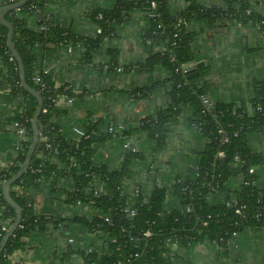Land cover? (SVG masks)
Here are the masks:
<instances>
[{"label":"trees","instance_id":"16d2710c","mask_svg":"<svg viewBox=\"0 0 264 264\" xmlns=\"http://www.w3.org/2000/svg\"><path fill=\"white\" fill-rule=\"evenodd\" d=\"M18 1L2 0L0 7ZM50 1L28 0L21 7L5 13V19L13 26L11 40L22 59L25 80L41 95L42 109L37 118L39 140L30 164L10 186V195L19 205L22 216L0 253V264H10L11 255L25 249L26 238L45 222L37 215L33 189L40 180L58 176H68L74 182L73 190H69L64 199L67 204L90 203L99 211L90 219L79 216L71 219L107 241L104 253L79 250L70 245L68 252H77L84 264H175L182 251L191 249L195 243H216L227 252V242L237 232L248 227L264 229V176L260 172L264 155L249 142L251 134L264 130V78L253 80V95L248 100L211 101L206 79L210 66L203 62L193 63L195 32L187 29L191 19H206L212 23L224 19L258 27L264 32V0H185L187 6L179 12H171L168 0H155L153 17L149 16L151 0H117L113 8L97 7L90 12L89 17L96 28L91 37L47 17L44 9ZM208 1L212 2L209 4ZM131 9L146 14L149 23L144 37L159 47L140 64V68L149 71L162 66L167 77L149 87L132 89L129 94L142 99L152 89L164 86L169 95L167 105L154 112L134 115L130 122L135 123V127L125 126L117 131L116 124L111 121L113 131L107 132L102 127L104 120L100 119L83 125L77 139L65 138L56 120L66 115L68 105L54 104L51 100L67 94L78 97L80 93L74 92L70 85L65 88L68 84L56 85L52 74L44 73L43 56L38 55L37 50L60 45L71 49L77 47L79 61L91 64L93 53L106 38L115 35V27L128 17ZM31 19H34L32 25ZM7 31L0 24V65L5 83L17 100L8 121L11 125L22 124L25 137L18 141L15 161L0 166V241L5 233L2 226L8 228L16 216L4 200L2 183L18 171L25 159L32 140L31 121L38 104L20 84L19 67L7 45ZM10 54L12 60H9ZM110 55L107 69L113 70L118 65L115 52L110 50ZM182 66H185V72H182ZM37 75L45 82V87L33 79ZM204 96L209 98L210 105L203 103ZM185 109L191 112L186 122L204 140L195 164L186 175L176 176L170 191L162 185H154L148 196L143 197L138 191L134 201L130 202L123 185L133 173L135 163L146 159L144 153L125 149L122 167L110 170L94 162L96 145L114 137L124 143L130 140L129 135L140 129L156 149L161 148L172 131V123L183 117ZM224 134L227 141H223ZM219 151L222 156L218 155ZM54 156L58 162H52ZM235 156L238 159L235 160ZM250 168H254V172H250ZM150 173L149 178L153 179L154 171ZM97 182H103L107 191L95 193ZM169 194L175 200L172 208L165 205ZM239 206L242 207L241 214L235 212ZM129 209L134 210V215L129 214ZM105 217H108L107 221ZM147 229L150 235L144 234Z\"/></svg>","mask_w":264,"mask_h":264},{"label":"crops","instance_id":"0c3cea01","mask_svg":"<svg viewBox=\"0 0 264 264\" xmlns=\"http://www.w3.org/2000/svg\"><path fill=\"white\" fill-rule=\"evenodd\" d=\"M2 1V0H0ZM117 0H52L44 9L47 17L59 25L81 35L93 36L95 24L90 12L97 7L110 9ZM171 12L186 8L185 0H168ZM207 3L206 1H203ZM212 1H208L210 4ZM29 23L34 24V19ZM148 17L142 11L131 9L128 17L115 27V35L106 38L102 46L93 53L91 64H82L77 47L50 46L37 50L43 56L41 64L49 68L58 84L70 85L78 97L68 104L66 115L59 116L56 123L65 138H76V129L82 132L83 125L104 120L102 127L108 132V121L117 127H135L130 119L141 112H154L167 105L169 95L164 86L152 89L145 97L134 98L129 91L149 87L167 77L162 66L146 71L140 64L158 51L159 47L144 37ZM188 31L195 32L192 43L194 62L210 66L207 75L208 96L211 101L237 102L248 100L253 95V80L264 78V32L258 27L238 24L236 21L191 19ZM110 50L115 52L117 68L107 69L111 62ZM0 65V166H8L17 157L18 137L8 119L17 102L4 80ZM191 112L185 109L183 117L172 123V131L163 147L156 145L140 129L129 135V143L142 151L146 159L136 162L133 173L125 180L124 192L130 202L136 190L143 197L151 193L154 185H162L170 191L178 175H186L195 164L196 155L203 148L204 140L196 129L186 122ZM108 117V121L105 118ZM127 139V137H126ZM251 146L264 155V130L249 136ZM123 142L119 137L107 138L96 145L94 162L110 170L123 165ZM52 162H58L54 156ZM62 166V164H59ZM154 171L153 180L149 178ZM149 174H148V173ZM260 172L264 176V165ZM74 182L68 176L42 179L33 189L36 195V212L44 219L26 238V248L10 257V264H84L77 252H68L69 246L87 251L104 253L107 241L83 225L72 222L74 217L90 219L99 211L90 203L67 204L65 196L73 190ZM97 193L107 191L103 182L95 185ZM175 200L167 196L165 205L172 208ZM54 219L53 220H51ZM2 215L0 212V222ZM56 221V222H55ZM70 238L73 240L71 241ZM70 240V241H69ZM227 252L216 243L198 242L191 249L182 251L175 264H264V229L248 227L237 232L227 242ZM175 250V247H173Z\"/></svg>","mask_w":264,"mask_h":264},{"label":"water","instance_id":"95a60500","mask_svg":"<svg viewBox=\"0 0 264 264\" xmlns=\"http://www.w3.org/2000/svg\"><path fill=\"white\" fill-rule=\"evenodd\" d=\"M28 0H20L14 4H10V5H3L0 7V24L4 25L7 28V45L9 47V50L11 52V54L15 57L18 67H19V75H20V84L23 87L24 90H26L28 93H30L31 95H33L36 99H37V107L34 111L33 117H32V121H31V127H32V140L31 143L28 147L27 153L25 155V159L23 162H21V165L18 169V171L16 173H14L9 179L5 180L2 183V192H3V196H4V200L6 201V203L11 206L14 211H15V219L12 222V224L7 228V230L5 231L1 241H0V253L2 252L7 240L10 238L9 236L12 235V233L14 232V230L16 229V227L18 226V224L21 221V216H22V212L21 209L19 207V205L12 199L11 195H10V186L11 184L17 179L19 178L28 168L29 164H30V160L32 157V154L35 150L36 144L39 140V130H38V126H37V118L38 115L42 109V97L39 94V92L37 90H35L34 88H32L25 80V73H24V67L22 64V59L20 57V55L18 54L17 50L15 49V46L12 42V36H13V26L11 25V23L9 21H7L5 19V13L8 10L11 9H15V8H19L22 5H24ZM106 121H108V117L105 118ZM111 121H108V125L111 126ZM123 127H125V125H122V122L119 124V126L117 127L119 130H121ZM79 129V127H78Z\"/></svg>","mask_w":264,"mask_h":264},{"label":"built area","instance_id":"2783aa9c","mask_svg":"<svg viewBox=\"0 0 264 264\" xmlns=\"http://www.w3.org/2000/svg\"><path fill=\"white\" fill-rule=\"evenodd\" d=\"M149 7H150V9H151V11H149V16H152V17L155 16V12H154V11H155V8H156V1H155V0H151V1H150V5H149ZM97 32H99V29H97ZM175 36H176V33H175ZM68 49L70 50L71 48L68 47ZM12 59H13V56L10 54V55H9V60H12ZM181 69H182V72H185V66H182ZM117 70L120 71V68H117ZM176 70H178V68H176ZM49 72H50V71H49V68H45V69H44V73L47 74V73H49ZM33 79H34L36 82H41V79H40V77H39L38 75L35 76ZM56 85H59V84L56 82ZM41 86H42V88L45 87V86H46V85H45V82H41ZM68 87H70V86H69V85H65V88H68ZM74 99H75V97H73V96H68V94H67V95H62V96L53 97L51 101H52V103H54V104H61V103H64V104L68 105V104H70ZM202 101H203V103H205V104H207V105H210V104H211V101L209 100V98H208L207 96L202 97ZM43 110L45 111L46 109H43ZM12 126H13V128H14V130H15V133H16L18 139H19V140L24 139L23 137H25V129H24V127L22 126V124H20V123H18V122H15V123L12 124ZM107 130H108V132H112V131H113V127L111 126V127H109ZM76 131H77V133H79V134L82 133L79 129H76ZM219 132H223V131H222L221 129H219ZM227 139H228L227 135L224 134L223 141H227ZM123 148H124V149H128V150H130V151H137V148H136L135 146L129 144V143H124V144H123ZM218 155H219V156H222V155H223L222 151H219V152H218ZM234 158H235V160L238 159L237 156H235ZM249 171H250V172H254V168H250ZM96 192H97V191H95V193H96ZM135 192H136V194H137V193H138V190H136ZM241 208H242V207L239 206L238 208L235 209V212H236L237 214H241ZM134 213H135L134 210L129 209V214H130V215H134ZM105 220L107 221V220H108V217H105ZM1 230H2V231H6L7 228H6L5 226H2ZM149 233H150V231H149L148 229L145 230V232H144L145 235H150ZM70 240L73 241L71 238H70ZM70 240H69V241H70Z\"/></svg>","mask_w":264,"mask_h":264}]
</instances>
